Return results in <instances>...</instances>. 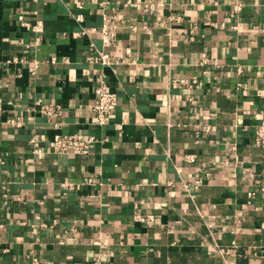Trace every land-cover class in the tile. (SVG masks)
I'll use <instances>...</instances> for the list:
<instances>
[{
  "label": "crops",
  "instance_id": "0c3cea01",
  "mask_svg": "<svg viewBox=\"0 0 264 264\" xmlns=\"http://www.w3.org/2000/svg\"><path fill=\"white\" fill-rule=\"evenodd\" d=\"M83 1L0 0V264H264V0ZM57 133L97 141L54 154Z\"/></svg>",
  "mask_w": 264,
  "mask_h": 264
},
{
  "label": "built area",
  "instance_id": "2783aa9c",
  "mask_svg": "<svg viewBox=\"0 0 264 264\" xmlns=\"http://www.w3.org/2000/svg\"><path fill=\"white\" fill-rule=\"evenodd\" d=\"M97 2L101 8L104 10L107 8L109 1L108 0H94ZM140 0H125L123 5L126 7L135 6L139 3ZM75 4L79 8H84L85 2L83 0H75ZM147 11L152 10V4L147 3L145 5ZM78 20H83V15L80 14L77 16ZM117 13L105 14L104 15V25L100 28V32L103 34L105 46L109 47L115 44L116 32H117ZM21 24L33 32L42 31V22L40 20L36 23L28 21L24 18L23 15L19 16ZM40 38H37L39 41ZM101 63L103 65H110L112 58L109 50L102 49L99 52ZM52 58L51 60H55ZM21 62H24L23 59H20ZM204 63L207 62L206 56L204 58ZM95 101L93 110L96 113L97 123L99 125H105L108 123V120L112 113L119 106V96L118 93L111 90L108 85V81L105 75H99L96 78V85L94 87ZM195 102L194 100H192ZM41 110L46 115H54L56 112L53 108L43 105ZM11 125L20 126L21 121L19 119L11 118L9 119ZM40 138L36 134L32 137L31 142L34 145L33 152L43 153V148L39 144ZM97 141L95 136H86L81 133H57L52 139L48 141V148L54 154H64V155H88L91 153L93 145ZM255 143L256 146L264 149V121L260 122L255 128ZM34 262L39 264L38 260L35 258Z\"/></svg>",
  "mask_w": 264,
  "mask_h": 264
}]
</instances>
